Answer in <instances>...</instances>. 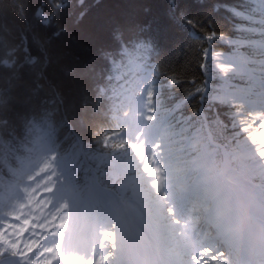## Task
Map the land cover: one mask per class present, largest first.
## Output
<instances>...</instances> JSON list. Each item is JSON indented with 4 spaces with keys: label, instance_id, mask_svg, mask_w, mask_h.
I'll use <instances>...</instances> for the list:
<instances>
[{
    "label": "snow or ice",
    "instance_id": "1",
    "mask_svg": "<svg viewBox=\"0 0 264 264\" xmlns=\"http://www.w3.org/2000/svg\"><path fill=\"white\" fill-rule=\"evenodd\" d=\"M78 3L83 16L84 2ZM54 7L66 13L75 5L56 0ZM170 8L179 15L175 0ZM224 11L242 39L228 41L237 55L218 54L215 67L249 81L213 97L228 108L226 122L211 106L190 119L166 115L151 79L122 99L108 70L119 71L128 55L146 59L156 44L120 40L94 80L107 106L95 141L85 144L70 125L67 149L47 125L38 135L0 137V179L17 178L8 201H0V264H264V0H237ZM209 55L202 53L205 61ZM22 152L30 165L17 172Z\"/></svg>",
    "mask_w": 264,
    "mask_h": 264
},
{
    "label": "trees",
    "instance_id": "2",
    "mask_svg": "<svg viewBox=\"0 0 264 264\" xmlns=\"http://www.w3.org/2000/svg\"><path fill=\"white\" fill-rule=\"evenodd\" d=\"M55 2L0 0V137L4 140L10 135H38L47 125L63 141L62 149H67L70 125L85 144L95 141L107 106L97 97L94 80L106 71L105 55L116 49L120 40H155V49L142 61L151 70L150 79L155 81L157 100L166 115L190 119L211 106L212 114L219 107V120L227 121L228 108L213 101L225 77L215 67L219 63L215 56L237 55V46L228 41L240 40L242 34L224 11V5L237 0H175L179 15L170 8L171 0H83V16L78 0H68L75 7L66 13H58ZM45 17L55 18L46 25ZM185 17L194 23L185 22ZM54 31L62 33L59 38H53ZM213 32L216 37L207 40ZM205 49L210 54L208 61L202 56ZM248 51L239 49L245 54ZM33 58L36 62L30 63ZM131 59H137L136 55L126 56L119 71ZM203 63L209 66L206 71L201 68ZM108 71L123 99L116 77L119 71ZM225 78L242 86L249 84L247 77L229 74ZM171 79L177 85L168 84ZM131 81L133 89L135 77ZM197 87H206V94L197 95ZM189 129L195 132L199 124L194 121ZM207 129L203 132L210 131ZM212 130L219 132V127ZM242 139L247 142L246 136ZM19 157L29 154L22 152ZM10 178L3 176L0 188ZM80 183H84L83 173Z\"/></svg>",
    "mask_w": 264,
    "mask_h": 264
},
{
    "label": "rangeland",
    "instance_id": "3",
    "mask_svg": "<svg viewBox=\"0 0 264 264\" xmlns=\"http://www.w3.org/2000/svg\"><path fill=\"white\" fill-rule=\"evenodd\" d=\"M223 58H227V56H220V59H223ZM225 91H228V92H237L238 90L237 89H234L231 84H229L228 82H225V80H224V83H223L222 88H221V92L219 94H222ZM219 94H217V95H219ZM249 98L252 99V100L257 99V97H255V96H250ZM252 130L257 133L258 130H259L258 129V126H253Z\"/></svg>",
    "mask_w": 264,
    "mask_h": 264
}]
</instances>
